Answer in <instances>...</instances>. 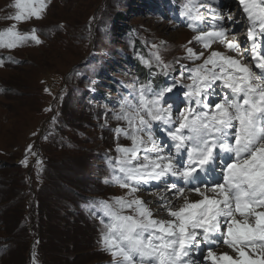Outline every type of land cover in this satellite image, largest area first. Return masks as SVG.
I'll return each mask as SVG.
<instances>
[{
	"label": "rangeland",
	"instance_id": "rangeland-1",
	"mask_svg": "<svg viewBox=\"0 0 264 264\" xmlns=\"http://www.w3.org/2000/svg\"><path fill=\"white\" fill-rule=\"evenodd\" d=\"M45 3L42 19L20 22L10 18L18 12L15 0H0V31L15 24L21 33L36 29L43 41L0 47V264H113L101 243V218L105 223L110 218L93 202L114 204L115 197L127 192L113 182L109 167V160L115 166L122 155L117 144L132 147L130 139L117 137L114 129L126 127V122L114 114L125 98L133 99L137 81L151 79L156 86L181 72L187 76V69L202 63L177 64L176 59L185 55L186 47L202 50L188 44L196 33L187 25L203 28L201 21L209 26L213 14L205 5L199 9L202 19L192 21L182 14L186 0ZM213 47L225 51L222 45ZM157 52L173 65L169 76H150ZM141 57L152 62L151 69ZM218 85L216 95L207 98L209 104L222 94ZM185 91L178 92L174 115L184 107ZM153 131L160 142L164 129L156 123ZM28 145L36 154H28L25 166L21 161ZM144 155L141 147L133 165L145 163ZM144 190L141 186L135 195L148 203L155 218L169 219L158 197L153 201L154 195ZM123 214L133 213L124 209ZM212 247L235 255L222 243ZM207 250L201 244L193 251L194 264H210Z\"/></svg>",
	"mask_w": 264,
	"mask_h": 264
},
{
	"label": "snow or ice",
	"instance_id": "snow-or-ice-1",
	"mask_svg": "<svg viewBox=\"0 0 264 264\" xmlns=\"http://www.w3.org/2000/svg\"><path fill=\"white\" fill-rule=\"evenodd\" d=\"M218 2L186 0L184 5L182 14L192 21L202 19L199 9L205 5L216 21L211 30L188 24L196 33L188 44H198L202 50L186 47L185 55L176 59L177 64L181 60L202 63L187 69V76L181 72L156 86L151 79L137 81L130 93L133 99L125 98L114 114L115 119L126 122V127L114 129L117 137H127L132 147L117 144L116 151L122 155L115 166L109 160V167H113V182L127 192L115 197L114 204L93 202L110 218L108 223L101 218V243L113 264H194L193 251L201 244L208 246L205 259L210 264H264V0H239L250 25L246 41L251 42L249 54L256 71L243 62L242 42L235 39L236 33L228 39L230 27L224 16L210 7ZM46 7L45 0H15L18 12L10 18L20 22L42 19ZM238 20L239 16L233 20V14H228L233 24ZM36 31L21 33L13 24L0 31V47L12 49L29 39L43 43ZM213 44L222 45L225 51L213 48ZM141 60L152 68L150 60ZM155 60L151 77L169 76L174 70L159 52ZM217 82L222 94L209 104L207 98L216 95ZM181 88L186 89L184 107L174 115L173 105ZM156 123L166 131L174 152L166 151L154 139ZM32 147L25 150L21 161L25 166L28 154H36ZM141 147L146 162L133 165ZM185 152L186 160L181 162ZM223 154L231 158L224 159ZM116 168L122 175L116 174ZM212 169L218 171L220 181L210 178ZM201 173L205 174L203 180ZM169 176L183 185L166 184L169 196L159 195L158 203L170 218H155L148 203L135 194L143 184ZM192 194L199 198L190 200ZM173 198H183V204L175 205ZM124 209L133 214H123ZM221 243L235 255L213 250L212 245L218 248Z\"/></svg>",
	"mask_w": 264,
	"mask_h": 264
},
{
	"label": "bare ground",
	"instance_id": "bare-ground-1",
	"mask_svg": "<svg viewBox=\"0 0 264 264\" xmlns=\"http://www.w3.org/2000/svg\"><path fill=\"white\" fill-rule=\"evenodd\" d=\"M219 1L221 2L220 6H219L220 9H225L227 6H231L232 9H236V10L238 8H240V6L235 1H233V0H219ZM217 7H218V5H217ZM238 15H239V20L237 21L238 22V32H247L248 31V27L245 25L246 22L241 18L242 13H241L240 10L238 11ZM215 23H216V21H214L212 19V23L209 26L203 25V29H205V30H211L212 25L215 24ZM183 35H184V33H181L179 35V39H181V37ZM245 40H246V38H244L243 41H245ZM213 48H215V49L218 50V48H216V47H213ZM221 48H222V50L224 49L223 47H221ZM243 57L244 56H242V58ZM156 137H157L156 138V142L159 145H161V142H159V139H158V135H156ZM167 151H173L174 152V148H173V145H172V141L170 142L169 150H167ZM223 158L224 159H230L231 157L229 156V154H223ZM184 160H186V152H185L184 156L181 158V161H184ZM201 177L204 179L205 174L204 173H201ZM166 178L167 179L165 181H167V182H165V183H162V180H160V181H151L148 184H146V188L145 189L147 190L148 194L154 195V197L152 198L153 201H156V197H158V199H159V195H163L164 194L166 196H169V194L166 192V188H165L166 187V184H171V183L175 182V183L180 184L181 186L183 185V181H179L175 177L169 176V177H166ZM210 178L213 179V180H217V181H220L221 180V177L218 174V171L215 170V169L210 170ZM155 189H157V190L156 191H153ZM160 189H162V191H159ZM142 192H146V191L144 190ZM186 195H187V192H186ZM198 198L199 197L195 196L194 194H192V195L189 196V199L190 200H195V199H198ZM175 201L176 200L173 198V202L174 203H175ZM182 204H183V199H182L181 202H179L178 205H182ZM164 215L166 216V214H164Z\"/></svg>",
	"mask_w": 264,
	"mask_h": 264
}]
</instances>
